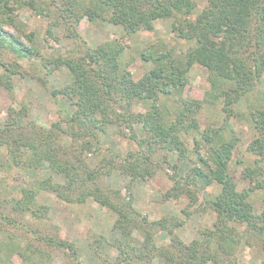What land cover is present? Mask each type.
Wrapping results in <instances>:
<instances>
[{
	"label": "trees",
	"instance_id": "16d2710c",
	"mask_svg": "<svg viewBox=\"0 0 264 264\" xmlns=\"http://www.w3.org/2000/svg\"><path fill=\"white\" fill-rule=\"evenodd\" d=\"M22 9L46 22L44 42H58L55 32L61 29L62 38L73 47L46 57L36 48L33 33H22L26 45L6 31L4 27L13 26ZM82 19L118 26L125 37L153 31L158 20H171L172 40L186 47L177 52L158 38L138 53L152 67L135 79L123 59L125 45L111 39L90 46L78 30ZM5 52L15 59H39V71L45 76L63 68L69 82L52 89L50 95L66 100L72 110H59L64 123L38 127L26 121L27 107L9 108L7 119L0 124V170L22 164L38 169L46 164L50 174L64 179L63 183L51 177L34 181L35 190L22 191L13 204H0V264H48L52 251L68 256L63 264H82L73 243L40 235L20 220L24 214L45 217L41 210L48 208L31 206L38 190L66 203L84 204L90 199L116 216L112 228L119 237L114 242L117 256L113 261L98 251L102 237L96 240L95 254L102 264L153 260L159 264H238L236 252L245 246L260 250V264H264V0H207L201 10L194 0H0V88L13 95L19 67L17 62H5ZM194 65L206 70L207 88L189 81ZM39 80L46 84L45 79ZM241 101L248 109L245 121L254 133L246 145L252 157L249 165L233 159L240 143L233 123L240 116L234 106ZM137 104L144 112L135 110ZM217 107L220 115L202 129L198 116ZM111 125H116L128 143L126 154L103 148L101 136ZM86 154L95 159L93 166ZM174 156L175 163L185 161L190 166L183 170L177 163L172 165ZM233 161L236 165H231ZM166 166L173 172L167 175L172 185L165 200L186 197L189 208L206 188L220 187L208 202L215 214L212 227L189 243L176 233L185 219L149 220L133 207L132 183L151 179ZM234 167L242 169L240 178L248 182L242 189L234 181ZM114 171L128 178L127 197L100 184ZM255 192L263 195L259 213L252 203ZM7 210L9 215H4ZM1 224L19 228L22 236L23 232L28 236L25 241L16 240ZM134 231L141 241L133 237ZM159 233L167 239L163 245L155 242ZM30 236L41 246L28 241Z\"/></svg>",
	"mask_w": 264,
	"mask_h": 264
},
{
	"label": "rangeland",
	"instance_id": "374dc122",
	"mask_svg": "<svg viewBox=\"0 0 264 264\" xmlns=\"http://www.w3.org/2000/svg\"><path fill=\"white\" fill-rule=\"evenodd\" d=\"M198 10H201L207 4V0H194ZM191 20L195 19V15L190 17ZM6 31H9L15 36L21 38L27 45V40L22 33H33L35 36L36 48L40 51L42 56H50L53 53H63L73 47L69 40L62 38L61 29L56 30L55 34L59 35V41L55 42L52 39H48L47 42L43 41L46 31V22L41 18L32 14L29 10L22 9L18 12L13 26L7 25L4 27ZM78 30L82 34L83 38L92 47L98 44L117 39L125 45L124 61L130 64V70L133 73L134 78L140 77L145 71L152 67L149 62H143L140 60L138 53L144 50L147 46L156 42L158 38H163L166 43L172 44L177 52H184L185 45L182 42L173 41L171 38V20H158L154 24V29L151 32L139 31L135 35L125 37L123 30L118 26H113L108 23H90L87 19H82L78 24ZM5 62H17L20 73L14 78V94H7L2 88H0V124H3L8 117L9 108L18 111L22 106L29 109V115L26 121L35 123L38 127H49L54 122L64 123V115L59 114V110L63 111L72 110L69 108V104L63 98H52L50 91L54 88H62L69 82L67 72L62 68L54 71L48 76L43 75L44 72L39 71V59L34 60L28 57L24 59H15V57L5 52L3 55ZM16 60V61H15ZM35 61H37L35 66ZM207 75L204 68L194 65L189 74L188 79L192 85L201 86L207 88L205 77ZM45 79L46 84L39 80ZM264 94V89L262 90ZM254 103V98H251V103ZM67 109V110H66ZM137 112H144V108L137 104L135 107ZM247 107L244 101H241L234 106V111L240 117L233 119L235 125L234 129L240 139V143L235 150L233 159H238L250 164L252 160L251 156L246 153V145L253 138L254 133L249 128V125L245 121L247 116ZM220 115V110L217 107L212 110H204L199 116L198 120L202 129L213 124L216 117ZM137 133H139V126L135 127ZM103 148H111L113 151H118L121 154H126L130 150L128 143L125 139H122L117 133L116 125H111L107 132L101 136ZM191 141L188 140V144ZM25 148H21V155L25 158ZM90 166H93L95 159L92 154H86ZM6 158V157H5ZM21 158V157H20ZM176 157L172 160V165L176 164L183 170H186L189 166V162L175 163ZM231 165H236L233 161ZM46 164L42 165L38 169L27 167V165H21L8 169L7 167L0 170V204H13V200L20 199L22 197V191L35 190L34 181L45 180L47 177H51L54 182L63 183L64 179L62 175H52L47 171ZM240 167H234L232 170L234 181L238 185V189H242L248 185L247 181L240 178ZM173 172V169L164 167L163 171H158L157 174L146 180L134 181L131 185V199L133 207L136 211L140 212L142 216H146L149 220H156L160 218L169 219L176 216L185 219V223L182 227L176 230L177 235L186 243L191 242L194 239L200 238V233L204 229L211 228L215 221V214L209 208L208 202L219 192L220 187L218 185H212L206 188L198 197V200L193 207H187L188 199L181 197L178 199L165 200L164 194L171 187L172 183L169 181L168 176ZM100 184L105 188L111 190H118L123 197L128 196L126 185L129 180L127 177L114 171L108 177L101 179ZM263 195L255 192L252 195V203L255 213H259L262 209ZM6 201V202H5ZM32 207L45 206L48 210H41V214L45 217L43 219L32 218L29 214H24V217H20L23 223H28L29 228L36 230L38 234L48 237H58L59 239L67 240L74 244L78 249L82 264H102V258H99L95 254L97 247V237L101 236L99 240L100 245L98 251L101 252L102 257L113 261L117 256V250L114 248V242L119 237L117 231L113 230L112 226L116 216L105 208L100 207L97 203L87 200L84 204L66 203L55 197L54 194L37 191L36 195L31 203ZM185 211V213L183 212ZM9 210L4 211V215ZM188 213V215H186ZM13 217L15 214H13ZM2 225V229L7 234L13 233L16 240H24L28 234L23 232L19 228H13L9 225ZM95 235V236H92ZM140 234L134 231L133 237L141 241ZM164 233H159L155 236V242L159 245L166 243L163 240ZM0 239H3L0 233ZM28 241L36 244V241L30 238ZM38 245V244H36ZM38 246H41L39 244ZM240 252V253H239ZM52 256L48 264H63L68 257L60 251H52ZM238 257V264H260L262 258V252L257 248L241 247L236 252ZM19 262L18 259H16ZM133 264H159L156 260L150 263L143 261H135Z\"/></svg>",
	"mask_w": 264,
	"mask_h": 264
}]
</instances>
